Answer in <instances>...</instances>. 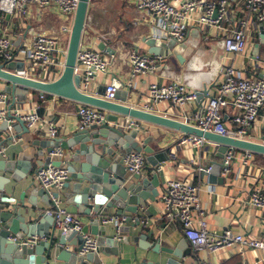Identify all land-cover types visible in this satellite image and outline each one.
Wrapping results in <instances>:
<instances>
[{
    "label": "crops",
    "instance_id": "crops-1",
    "mask_svg": "<svg viewBox=\"0 0 264 264\" xmlns=\"http://www.w3.org/2000/svg\"><path fill=\"white\" fill-rule=\"evenodd\" d=\"M216 1V0H205ZM138 0H91L85 31L81 44L98 50L101 43H105L108 48L115 51L114 60L112 55L107 54L112 61L110 73L105 76H99L96 80L97 91L102 87L113 85L114 80L120 81L126 87L123 89L129 93L128 106L137 109H143L149 105L148 89L153 83L169 84L177 81H184L198 68L199 61L204 63L211 60L218 43L226 37L228 27L233 22L245 18L244 0H229V14L227 20L223 23V30L219 29H198L191 28L188 42L198 44V48L193 51L187 45L176 46L174 49L165 50L168 57L166 64L155 74L139 77L136 80L130 79V65L127 54L133 48H138L142 53L150 54V48L144 40L153 37V20L150 15L142 12L137 7ZM65 20L56 12L40 13L34 6L31 8V14L27 18H19L8 15L0 11V36L9 34L17 54V59L26 62L23 50L32 44L37 33L54 34L65 24ZM261 25L251 24L247 29L248 47L247 51L239 56L229 55L224 61L225 65H232L239 70L243 76L251 80H264V35ZM63 40L65 37L62 36ZM177 54L182 55L185 61L180 62ZM153 55V54H150ZM193 67V71L190 67ZM26 68L31 69L26 63ZM196 74V73H192ZM59 78L52 74L38 76L37 79L43 82H52ZM209 75L200 79L202 82L197 88L206 82ZM195 83V78H190ZM131 87L127 89V86ZM8 83L0 80V92H5ZM211 97L216 95L215 87H208ZM202 90V89H201ZM203 91V90H202ZM6 93V92H5ZM208 98L203 103L190 101L186 106L177 107L171 103H163L155 107L158 115L168 118L182 120L185 116L201 115L204 112ZM12 102H8L3 109L9 110ZM82 104L66 100L63 98L44 95L30 90L27 101L21 107L22 113H27L33 109L37 110L41 118L40 126L37 132L25 134L20 129L16 130L15 124L8 132H0V149H5L6 157H0V183L9 180L5 185L4 195L0 196V205L6 206L7 210H12V204L3 203L6 198L18 200L26 192L27 187L33 184V188L26 193L25 204L30 207L32 192L41 189L34 179L40 164L48 159L47 150H44L43 156L39 155L33 135L41 140H51L48 137V127L52 125L58 131V138L68 140L79 130L78 110ZM18 111L14 107L13 112ZM237 111L230 107L226 112L227 126L233 131H237L238 126L232 121V117ZM4 121H0V126ZM146 132L138 137L137 142L141 145L143 139L153 138V142L148 145L154 154L166 153L169 161L161 164L158 170L164 171L165 184L174 178H182L188 182L200 186V203L205 220L208 224L210 233L220 235L226 230H231L234 234H243L248 238L257 239L264 234V215L262 212L250 207L248 200L251 192L255 189L264 190V156L254 154L252 164L246 167L240 161L245 154L243 151H235L237 158L232 167L229 176L223 175V170L214 177L215 183H209L208 177H203L201 169L209 168L212 162L223 165V160L217 157L215 145L205 144L203 148L192 146H180L179 141L182 134L166 128L142 123ZM11 126V124H10ZM264 136V108L261 110L257 120L250 128L246 140L262 142ZM143 137V138H142ZM10 138H13L10 140ZM234 151V150H233ZM67 162L71 161L72 152H67ZM147 159V156H145ZM125 167V166H124ZM155 169L147 162L142 174L151 173ZM129 173V172H128ZM24 176V177H22ZM13 177H21L17 191L12 192L16 180ZM71 179V177H70ZM70 181V180H69ZM165 184L159 189L160 196L164 191ZM74 181L68 182V188L60 192V198L63 205L72 214L78 216L83 222L84 227L90 224L89 220L79 211L76 205H71L69 198L73 195ZM72 200V199H70ZM37 204L36 212L44 213L49 208L46 200L41 197L35 198ZM154 206L157 214L152 218L145 217V210L140 211L141 224L138 227L131 226L132 223L122 224L129 227V233L126 234L128 244H125L119 255L101 254V264H169L173 258L172 255L160 252H153L156 240H160V249H177L179 245H184L183 258L176 260L174 264H198L201 261L211 264H264V253L257 250L227 249L217 254H208L206 250L193 247L185 238L184 232L178 223H168L163 220V206L160 202ZM0 212H4L0 209ZM115 210L109 212L110 217L115 216ZM152 214V213H151ZM154 215V214H153ZM126 216H130L126 214ZM116 217V216H115ZM198 218V216L196 217ZM148 222V224H145ZM115 225V224H114ZM97 229V228H96ZM95 229V230H96ZM94 230V229H93ZM94 232V231H93ZM92 230L90 234L93 235ZM153 232L152 238H146L136 242L138 237L148 235ZM159 246V244H157ZM75 247H69L71 252ZM57 252H59L57 250ZM188 254L185 255L184 253ZM46 255V253H45ZM56 255L48 260L49 264H67L65 258L57 260Z\"/></svg>",
    "mask_w": 264,
    "mask_h": 264
},
{
    "label": "built area",
    "instance_id": "built-area-1",
    "mask_svg": "<svg viewBox=\"0 0 264 264\" xmlns=\"http://www.w3.org/2000/svg\"><path fill=\"white\" fill-rule=\"evenodd\" d=\"M79 3L80 0H0V11L11 16L27 18L34 6L40 13L56 12L65 20V24L54 34L37 33L35 35L32 44L22 51L26 60L25 64L27 63L31 69L25 68L24 71L18 72L19 76L38 80L37 77L44 74L59 77L62 75ZM137 7L151 16L154 24L153 37L166 44L175 41L176 46H185L188 43L187 50L191 48L192 57H194V51L199 46L194 42H188L190 29L196 27L205 31L208 29L222 31V25L228 18L230 2L229 0H138ZM244 8L245 18L229 25L226 37L218 43L211 60L204 63L198 58L195 59L199 61V70L195 77L209 75L200 88H196L194 82L187 78L188 76L184 81L169 84L153 83L148 89L147 98L150 103L141 110L156 114L155 107L163 103H171L183 108L188 102L197 100V91L213 86L216 89V95L208 98L203 114L185 116L179 121L222 137L246 139L250 128L264 108V80L247 79L234 66L225 65L224 61L228 55L239 56L247 51L248 27L251 24L264 25V0H244ZM215 13L218 14L217 17ZM105 56H107L106 53L81 44L74 69V78L79 83L77 88L80 92L91 96L97 95L96 80L99 76L110 73L111 60L115 58L112 56L109 60ZM127 57L131 80L155 74L168 61L164 53L150 55L142 53L138 48L131 49ZM13 61L19 60L10 35L4 34L0 36V65ZM130 87L129 82L127 89ZM116 92L117 88L114 85H108L102 97L103 100L114 102ZM8 102H11L10 95L0 92V106H5ZM230 107L237 111V114L232 117V121L238 126L237 131L227 126L226 112ZM12 114L21 119L30 132H37L41 125V118L36 109L27 113H22L18 109ZM7 116L8 110L0 111V121L5 122ZM78 119L79 129L85 130L94 125L106 124L108 114L82 104L78 110ZM8 124L9 129L13 128L16 121L10 120ZM118 128L127 132L140 133L142 124L138 120L126 118L118 125ZM48 137L51 140L59 137L57 129L52 125L48 127ZM205 144L207 142L203 139L185 135H182L179 141L180 146L195 148H203ZM0 157H6L5 149H0ZM253 157V153L245 152L240 161L246 167L252 164ZM49 158L51 163L38 169L34 179L35 183L50 197V206L45 213L54 217L55 228L61 235L77 233L83 237L82 255L97 252V239L89 234H83V222L78 216L68 211L60 198V192L64 190L71 177L65 152L60 148L54 149L49 154ZM237 158H239L237 153L231 151L223 160L225 177L231 174L233 163ZM146 160L143 153L132 152L123 158V163L130 174H140L145 168ZM56 162H59L60 166L53 165ZM205 171L209 172L210 169ZM160 202L163 206V220L168 223H178L187 241L195 248L206 250L210 255L234 248L240 251L257 250L264 253V234L260 238L253 239L243 234H234L231 230H226L220 235L209 232L200 203V186L195 183L182 178L169 180L160 196ZM248 205L264 215V190H253L249 196ZM124 221L125 219L123 223ZM103 222L115 224L118 227L123 224L119 223V218L115 216L104 219ZM39 242H48V238L26 239L21 242V246L32 247ZM198 264L211 263L201 261Z\"/></svg>",
    "mask_w": 264,
    "mask_h": 264
},
{
    "label": "water",
    "instance_id": "water-1",
    "mask_svg": "<svg viewBox=\"0 0 264 264\" xmlns=\"http://www.w3.org/2000/svg\"><path fill=\"white\" fill-rule=\"evenodd\" d=\"M90 2L91 0H80L70 35L64 71L57 80L43 82L19 76L18 72L24 71L26 68L25 62L13 61L0 65V80L8 83L5 92L10 95L12 102L8 110L7 120L0 126V132H8V121L15 120L16 130L20 129L25 134H30L25 123L12 114L14 107L20 110L25 105L30 90L37 91L42 96L51 95L95 107L108 114L106 124L94 125L85 130L79 129L68 140L61 138L41 140L37 135H33L36 141L35 145L39 147L40 156H43L44 150H47L49 155L58 148L65 153L72 152L71 161L68 162V169L71 174L69 182L74 181L75 185L69 201H72L70 204L76 205L89 220L90 224L84 227L83 234H90L91 230L94 231L93 235L97 237V252L82 255L84 239L81 235L77 233L61 235L55 228L54 217L45 212L38 214L35 211L37 208L35 198L37 196L43 198L44 201L46 200L48 207L50 206V197L44 189L34 190L32 198L29 200L30 207L26 206V193L33 188L34 183H32L18 200L14 198L2 200L3 203L12 204V210H7L6 206L0 205V209L2 208L4 211L0 212V264H49L48 260L57 253V260L65 258L67 264H101V254L119 255L123 246L128 244L126 234L129 233V227H118L103 222L104 219L110 218L109 212L111 210L116 211L115 216L119 218V223H123L125 219L124 223H132L131 226L133 227H138L141 224V210H145V217L147 218H152L157 214L156 210H153L155 207L150 205L160 203L159 189L165 184L164 171L158 170V167L168 162L170 157L166 153H153L154 151L148 147L153 142V138L143 139L141 145L137 142L138 137L147 131L143 127L140 133L137 131L127 132L118 128V125L126 118L176 131L185 136L203 139L207 143L215 145L217 157L222 160L233 150L264 156V136L262 142L222 137L204 132L176 119L128 106L129 93L123 89L126 86L118 80L113 81V85L117 88L114 102L103 100L102 97L106 91L105 86L97 91L96 96L80 92L77 88L79 83L74 78V69L85 31ZM217 15L215 13V17ZM261 29L263 30V26ZM144 42L151 49L150 54L153 55H159L165 50H172L176 47L175 41L166 44L155 37L147 38ZM262 43H264V35H262ZM98 50L112 56L115 55V51L108 48L105 43H101ZM177 58L180 62L185 61L182 55L177 54ZM190 70H194L192 66ZM196 70L198 71L199 67L195 68L194 71ZM196 96V101L199 104L211 97L209 89L206 87L203 91H197ZM1 146L2 142H0ZM132 152L143 153L147 156V162L155 170L147 174L128 173L124 167L123 158ZM50 163L51 160L48 156V159L42 162L40 166L46 167ZM53 165L60 166V163L56 162ZM208 169L210 171L206 172L205 170ZM223 169L224 165L212 162L209 168H203L201 172L203 177H208L209 183L212 184L215 183L216 174ZM13 178L17 183L12 187V192L15 193L21 177ZM8 183L9 180L0 183L1 194L4 193L5 185ZM65 187L68 188L67 185ZM126 214L130 216L127 217ZM153 235V232L146 236L141 234L136 242L144 238L148 240L147 238H152ZM33 237H45L48 238V242H39L32 247L21 246V242ZM69 247H75V249L70 252ZM183 248L184 245H179L177 249H160V240H156L153 252L157 254L164 252L172 255L173 258L168 263L174 264L176 260L183 258L181 252ZM184 254L187 255L188 253L185 252Z\"/></svg>",
    "mask_w": 264,
    "mask_h": 264
},
{
    "label": "bare ground",
    "instance_id": "bare-ground-1",
    "mask_svg": "<svg viewBox=\"0 0 264 264\" xmlns=\"http://www.w3.org/2000/svg\"><path fill=\"white\" fill-rule=\"evenodd\" d=\"M192 73H197V72H192ZM192 73H190L189 74V76L187 77L188 79H190V78H195L196 80H198V82L197 83H195L194 81V86H197L196 84H198V86L202 83V82H200V79H203V75H198L197 77H195V75L196 74H192ZM197 88V87H196Z\"/></svg>",
    "mask_w": 264,
    "mask_h": 264
},
{
    "label": "rangeland",
    "instance_id": "rangeland-1",
    "mask_svg": "<svg viewBox=\"0 0 264 264\" xmlns=\"http://www.w3.org/2000/svg\"><path fill=\"white\" fill-rule=\"evenodd\" d=\"M66 39H67V37H66ZM67 42H68V39H67ZM229 56V55H228Z\"/></svg>",
    "mask_w": 264,
    "mask_h": 264
}]
</instances>
